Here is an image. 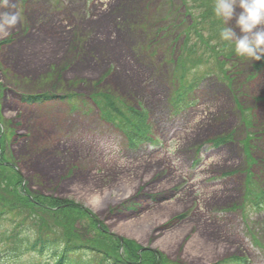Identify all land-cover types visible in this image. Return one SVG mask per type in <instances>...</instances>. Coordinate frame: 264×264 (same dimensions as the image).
<instances>
[{"label": "rangeland", "instance_id": "rangeland-1", "mask_svg": "<svg viewBox=\"0 0 264 264\" xmlns=\"http://www.w3.org/2000/svg\"><path fill=\"white\" fill-rule=\"evenodd\" d=\"M11 4L0 11L22 20L0 34L1 154L31 194L77 203L96 220L90 222L162 252L167 264H218L234 255L264 264V211L247 202L264 191V59L240 57L222 67L196 36L186 41L193 25L186 12H205L199 1ZM213 21L201 23L206 41ZM181 78L198 85L187 98L198 105L175 115L170 102ZM45 94L74 95L80 111L62 100L22 101ZM98 95L123 112L148 111L162 147L131 148L123 126L94 104ZM228 136L227 145L211 143ZM83 218L75 234L90 240L95 225Z\"/></svg>", "mask_w": 264, "mask_h": 264}, {"label": "trees", "instance_id": "trees-1", "mask_svg": "<svg viewBox=\"0 0 264 264\" xmlns=\"http://www.w3.org/2000/svg\"><path fill=\"white\" fill-rule=\"evenodd\" d=\"M210 6L211 0H203ZM98 105L110 115L122 116L133 124L129 128L132 142H140L145 134V120L135 111L122 114L115 100L107 95H98ZM49 97H30L25 101L36 103L48 100ZM118 113V114H117ZM2 124L0 123V264H36V259L54 261V264H85L77 261L71 263V255H84L85 250L97 252L95 264H167L159 254L144 253L140 255L136 244L124 243L126 254L119 251L121 241L102 232L93 240L83 239L75 234L74 224L89 219L88 213L73 202L56 198L33 196L24 184V178L16 167L10 164L1 153L3 143ZM13 213L15 215H13ZM9 215L13 218L7 221ZM10 224L4 228V223ZM92 228L94 226H91ZM94 252V253H96ZM76 256V255H73ZM84 257V256H82ZM220 264H244L239 258H231Z\"/></svg>", "mask_w": 264, "mask_h": 264}, {"label": "clouds", "instance_id": "clouds-1", "mask_svg": "<svg viewBox=\"0 0 264 264\" xmlns=\"http://www.w3.org/2000/svg\"><path fill=\"white\" fill-rule=\"evenodd\" d=\"M11 7V0H0V8ZM213 12L223 22L220 39L234 45L238 56L254 61L264 59V0H214ZM21 20L19 12L0 11V34L8 35Z\"/></svg>", "mask_w": 264, "mask_h": 264}, {"label": "bare ground", "instance_id": "bare-ground-1", "mask_svg": "<svg viewBox=\"0 0 264 264\" xmlns=\"http://www.w3.org/2000/svg\"><path fill=\"white\" fill-rule=\"evenodd\" d=\"M162 230V229H161ZM160 232V231H159Z\"/></svg>", "mask_w": 264, "mask_h": 264}]
</instances>
